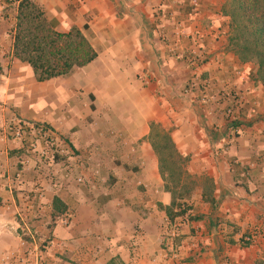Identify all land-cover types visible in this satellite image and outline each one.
<instances>
[{
  "label": "crops",
  "instance_id": "0c3cea01",
  "mask_svg": "<svg viewBox=\"0 0 264 264\" xmlns=\"http://www.w3.org/2000/svg\"><path fill=\"white\" fill-rule=\"evenodd\" d=\"M33 1L55 30H82L98 58L38 82L13 55L18 4L0 0V125L47 124L65 143L39 173L38 157L23 166L21 141L0 135V264H27V253L46 245V264H160L173 244L178 264L264 259V86L253 78L258 66L229 48L228 0H200L198 13L190 0ZM188 57L204 64L195 69ZM195 79L196 92L182 95ZM203 84L224 99L204 105ZM233 94L247 104L236 139L225 118ZM158 124L173 128L189 174L216 186L218 208L204 202L200 185L187 202L204 218L188 220L174 242L167 228L176 220L164 210L172 196L151 139ZM55 198L65 211L53 220ZM253 232L256 242L243 247Z\"/></svg>",
  "mask_w": 264,
  "mask_h": 264
},
{
  "label": "trees",
  "instance_id": "16d2710c",
  "mask_svg": "<svg viewBox=\"0 0 264 264\" xmlns=\"http://www.w3.org/2000/svg\"><path fill=\"white\" fill-rule=\"evenodd\" d=\"M13 3L18 4L16 25L11 31L13 55L32 68L38 82L68 76L75 69L86 67L98 58L96 49L82 30L73 28L66 33L59 32L48 21L43 8L33 0H13ZM223 15L230 19L229 48L242 63L258 66L253 78L264 86V0H228ZM88 28L85 25V30ZM154 138L151 136L165 190L172 196L171 204L164 207L167 216L171 222L179 217H186L189 221L202 220L204 216L193 215L186 201L202 185L204 202L217 209L213 179L189 174L186 169L188 158L180 155L169 133H165L160 140ZM169 159L175 161L177 170L167 176ZM64 211L63 203L55 198L52 219L56 220ZM242 246L245 244L242 243Z\"/></svg>",
  "mask_w": 264,
  "mask_h": 264
},
{
  "label": "built area",
  "instance_id": "2783aa9c",
  "mask_svg": "<svg viewBox=\"0 0 264 264\" xmlns=\"http://www.w3.org/2000/svg\"><path fill=\"white\" fill-rule=\"evenodd\" d=\"M7 1L10 3L13 2V0ZM190 4L198 13L201 6L200 0H190ZM160 34L162 37H166V34L164 32ZM186 60L188 64L195 69H199L204 64V58L202 57H188ZM238 73L241 74V71H238ZM192 82V85L194 87L197 88V86H199L197 84L198 82H196V79ZM207 89L208 84H203L201 101L204 105H209L211 101L218 102L224 99L222 94L218 95L217 98L209 96L206 92ZM232 99L233 105L226 109L225 118L230 130L229 135L236 139L242 132L241 121L243 120V118H245L246 114H243V110L246 109L247 104L244 98L239 94H233ZM255 107V105H252L248 109L251 115H253ZM0 135L2 139L5 140L16 139L21 141V143L23 144V149L26 151V155L22 158L21 161L23 166H28L31 163L33 156L38 157L42 163L37 166V170L39 173H41V169L43 168L44 159H47L48 157L55 159L58 155H62L65 153V146L62 142V139L57 134V132L47 124L24 122L18 120L17 118H13L4 125H0ZM78 182H83V178L79 177ZM34 198L40 203L43 201L44 193L40 187L39 189L35 190ZM186 203L188 204V202ZM32 207H35V204H33ZM175 220L176 222L169 224L167 228V235L173 242L178 236L179 227L181 225H184L188 221L186 217H179ZM258 237L259 234L256 232L244 236V247L248 248L252 246L256 242ZM47 247H49V245L43 246L42 248L39 247L34 250H30L27 253L25 262L27 264H46L45 252L47 251ZM179 260L180 253L175 244H173L172 254L165 255L160 264H178ZM225 264H233V262L229 258H227L225 260Z\"/></svg>",
  "mask_w": 264,
  "mask_h": 264
},
{
  "label": "rangeland",
  "instance_id": "374dc122",
  "mask_svg": "<svg viewBox=\"0 0 264 264\" xmlns=\"http://www.w3.org/2000/svg\"><path fill=\"white\" fill-rule=\"evenodd\" d=\"M183 60H186V58H182ZM252 64H254V63H252ZM256 74V72L255 73H253V75H255ZM192 83L193 82H191V80L190 81H188L187 82V84H185V86L184 87H182V95H184L185 97L187 96V97H189L190 95H192L194 92H196V87H194L193 85H192ZM183 96V97H184ZM245 110V109H244ZM244 114H246V113H244ZM172 130L173 128L171 127H167V128H165V127H163V125L162 124H158V125H154V130H153V136L155 137L154 139H156V140H160V137H162L165 133H169L168 132V130ZM64 144V146H65V143H63ZM45 160H47V161H51V162H53V161H55V160H57V158H55V159H52V158H50V157H48L47 159H44V161H43V163L45 164H47V161H45ZM22 161V160H21ZM174 170H177V165H175V161L173 160V159H169L168 160V162H167V167H166V175L168 176L169 174H170V172H172V171H174ZM83 178V177H82ZM83 181H84V179H83ZM79 183H83V182H79ZM187 202V201H186ZM184 227V225H181L180 227H179V231L182 229ZM258 264H264V259H262V260H260V262L258 263Z\"/></svg>",
  "mask_w": 264,
  "mask_h": 264
}]
</instances>
